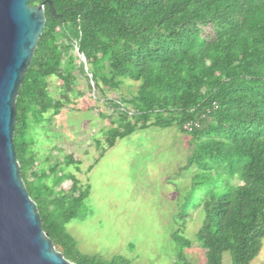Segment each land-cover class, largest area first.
Masks as SVG:
<instances>
[{"label":"trees","instance_id":"1","mask_svg":"<svg viewBox=\"0 0 264 264\" xmlns=\"http://www.w3.org/2000/svg\"><path fill=\"white\" fill-rule=\"evenodd\" d=\"M49 1L55 13L44 4L45 25L15 99L13 143L40 227L56 250L76 264H117L77 251L66 224L77 217L87 188L75 194L78 180L58 161L47 172L32 171L36 158L25 141L29 116L49 109L57 115L74 92L75 74L84 71L68 44L76 36L99 97L104 88L136 84L129 98L118 99L124 110L106 130L107 147L150 126L187 133V167L196 168L191 189L201 182L196 206L203 219L195 237L204 264H222L225 252L233 264H248L264 237V0ZM51 77L61 81L57 99L48 90ZM213 100L217 108L185 132L183 124L199 119ZM63 162L79 165L70 155ZM66 179L71 187L64 190ZM186 218L177 217L182 227ZM180 236L176 231L173 239ZM180 243L190 246L186 238ZM179 254L174 264H190Z\"/></svg>","mask_w":264,"mask_h":264},{"label":"rangeland","instance_id":"2","mask_svg":"<svg viewBox=\"0 0 264 264\" xmlns=\"http://www.w3.org/2000/svg\"><path fill=\"white\" fill-rule=\"evenodd\" d=\"M209 30L204 28L205 33ZM75 75L74 92L57 115L49 109L45 116H29L25 141L36 158L32 171L47 172L58 161L61 172H71L78 180L75 194L87 188L77 217L66 224L77 251L105 261L117 259V264H174L181 252L190 264H204V250L195 237L203 219L201 204L196 206L201 182L191 189L196 168L187 167L189 135L174 125L150 126L107 147L106 130L124 110L118 99L129 98L136 84L104 88L99 97L85 71ZM60 87L57 77L48 79L53 98L60 97ZM66 155L79 165L66 166ZM70 187L68 179L61 185ZM184 214L182 227L177 217ZM176 231L181 232L178 241L173 239ZM182 238L190 240L189 247L182 246ZM222 264H233L229 253H223ZM248 264H264V237Z\"/></svg>","mask_w":264,"mask_h":264},{"label":"water","instance_id":"3","mask_svg":"<svg viewBox=\"0 0 264 264\" xmlns=\"http://www.w3.org/2000/svg\"><path fill=\"white\" fill-rule=\"evenodd\" d=\"M0 0V264H76L56 250L20 175L15 99L45 25L44 4Z\"/></svg>","mask_w":264,"mask_h":264},{"label":"built area","instance_id":"4","mask_svg":"<svg viewBox=\"0 0 264 264\" xmlns=\"http://www.w3.org/2000/svg\"><path fill=\"white\" fill-rule=\"evenodd\" d=\"M68 44L70 45L73 53L77 56L79 59V62L82 64L84 71L86 72L87 76L89 77V80L91 81V85L94 88V82L92 80V74L89 71L88 64L86 62L85 55L83 51L80 49V39L76 36H69L68 37ZM217 108V103L215 100L211 101V103L207 107H202L201 114L199 119L196 120H189L183 124V130L185 132H192L194 129L200 127V120L203 118H206L208 114L211 113V111L215 110ZM194 108L191 110L193 111Z\"/></svg>","mask_w":264,"mask_h":264}]
</instances>
